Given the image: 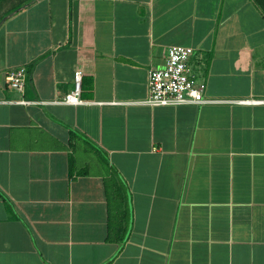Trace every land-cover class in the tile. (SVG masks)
Segmentation results:
<instances>
[{
    "label": "crops",
    "instance_id": "crops-1",
    "mask_svg": "<svg viewBox=\"0 0 264 264\" xmlns=\"http://www.w3.org/2000/svg\"><path fill=\"white\" fill-rule=\"evenodd\" d=\"M177 44L208 101L146 103ZM76 69L84 102L64 103ZM250 99L255 0H0V264H264Z\"/></svg>",
    "mask_w": 264,
    "mask_h": 264
},
{
    "label": "built area",
    "instance_id": "built-area-1",
    "mask_svg": "<svg viewBox=\"0 0 264 264\" xmlns=\"http://www.w3.org/2000/svg\"><path fill=\"white\" fill-rule=\"evenodd\" d=\"M194 49L184 45L169 48L164 67L152 69L149 74L150 95L146 103L151 105H177L184 103H202L206 83L198 81L192 72L191 57ZM27 69L21 67L10 71V81L14 88L23 91L26 84ZM84 72L76 69L75 88L61 101L69 104L84 102L81 98ZM27 102V101H23ZM243 102L263 103L264 99L243 100Z\"/></svg>",
    "mask_w": 264,
    "mask_h": 264
},
{
    "label": "trees",
    "instance_id": "trees-1",
    "mask_svg": "<svg viewBox=\"0 0 264 264\" xmlns=\"http://www.w3.org/2000/svg\"><path fill=\"white\" fill-rule=\"evenodd\" d=\"M255 1L261 7V9L264 12V0H255Z\"/></svg>",
    "mask_w": 264,
    "mask_h": 264
}]
</instances>
